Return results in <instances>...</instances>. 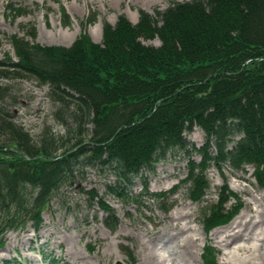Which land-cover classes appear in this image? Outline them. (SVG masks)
<instances>
[{"label": "trees", "instance_id": "1", "mask_svg": "<svg viewBox=\"0 0 264 264\" xmlns=\"http://www.w3.org/2000/svg\"><path fill=\"white\" fill-rule=\"evenodd\" d=\"M7 10L23 13L13 5ZM95 20L88 16L86 24ZM85 25L70 46L38 44L29 27L9 37L16 58L0 59V79L46 86L52 104L50 121L31 135L11 114L17 91L0 82V247L11 230L28 223L38 230L45 206L84 168L113 172L106 193L134 203L163 202L147 187L128 190L169 154L190 150L201 156L199 163L189 160L183 181L190 199L202 201L210 164L251 165L264 187V0H173L154 15L140 9L135 23L124 15L113 25L104 21L99 43ZM154 37L158 46L143 43ZM194 126L205 133L198 149L185 137ZM97 197L91 190L89 199ZM98 201L115 228L113 209ZM238 210L211 207L203 213L205 230ZM214 250L205 245V264H213Z\"/></svg>", "mask_w": 264, "mask_h": 264}, {"label": "rangeland", "instance_id": "2", "mask_svg": "<svg viewBox=\"0 0 264 264\" xmlns=\"http://www.w3.org/2000/svg\"><path fill=\"white\" fill-rule=\"evenodd\" d=\"M170 1L173 0H0V59L16 58L9 37L22 36L29 27H34V41L38 44L70 46L83 35L87 17L95 16V22L86 24L85 31L94 43H99L104 21L113 25L119 15H124L135 23L140 9L154 15L156 9L163 10ZM9 5L21 7L22 15L15 17L7 10ZM63 12L69 16L67 26L63 25ZM143 43L158 46L160 40L154 37ZM0 82L11 83V88L18 93L17 101L11 104L14 121L31 135L38 133L44 122L51 119L52 104L46 96L47 87L38 86L28 78L0 79ZM56 129L57 133L62 132ZM185 137L197 149L204 145L205 133L198 126ZM190 159L199 163L201 156L193 150L188 154H169L152 171H143L133 180L129 193L137 194L147 187L150 193L163 194V202H148L138 197L134 203L107 194V185L116 180L113 172L84 168L82 176L77 174L70 184L63 185L59 196L45 206L38 230L28 223L24 228L5 234L0 247V264L3 260L18 258L23 264H49L51 260L56 261L54 264H115L117 260L124 264H205L203 255L207 244L215 249L213 264H264V245L250 254L234 251L245 244L241 239L233 240L231 245L219 242L222 232L240 215H248V218L250 214L256 215L257 209L256 219L261 221L249 225L253 239L264 231V187L254 178V167L247 165L242 170H234L230 166L208 165L205 170L208 187L202 201L197 202L189 198L190 185L183 183L188 176ZM91 190L113 209L115 228L111 226L115 221L101 210L98 197L93 201L89 199ZM229 191L231 194L227 193ZM219 199L224 200L223 203ZM211 207L225 211L238 207L239 210L228 223L206 231L203 213ZM179 211L186 215L184 220L192 228L184 234L173 232L167 224L168 217L176 216ZM189 235L195 236L196 241L186 251L183 240ZM159 238L167 243L156 250L157 260L149 252Z\"/></svg>", "mask_w": 264, "mask_h": 264}, {"label": "bare ground", "instance_id": "3", "mask_svg": "<svg viewBox=\"0 0 264 264\" xmlns=\"http://www.w3.org/2000/svg\"><path fill=\"white\" fill-rule=\"evenodd\" d=\"M257 210H255V214L256 215H258V213H259V211H257ZM249 211L251 212L252 210H249ZM181 212L182 211H179V213H176L175 214L176 216H169L168 217L169 221H168L167 224L171 226L170 228H171V230H174L173 232L178 231L177 234H181V233L184 234V233H187L190 230H192V228L188 225V222L184 220V219H186V218H184V217H186V215L183 216L184 213L182 212V214H181ZM256 215L250 214L248 218L246 217L248 215H245V216H241L240 215L237 218L238 220H235L225 231L222 232V234L220 233L221 234V238H219V242H222L223 241L226 245H231V242L233 240H235V239H241L245 244L237 246L234 251L240 250V251H242L244 253L245 252H247V253L250 252V254L253 253V250L258 249V248H261L264 245V231L259 232V234H256L257 235L256 236L257 238L256 239H253L252 230H251V227H249V225H251V224H257V223H259L261 221L258 218L256 219ZM259 235H261L260 238H259ZM162 238L165 239L166 237L163 236ZM195 241H196L195 236L193 237V236H190V235L187 236L185 240H183V244L188 245V246L183 245V246L186 247L185 248L186 251H189V247L192 248V246L195 244ZM250 242L252 244H250ZM158 243L162 244V246L161 247L158 246ZM166 243H167V240H160V238H159L157 240V242L155 241L151 245L152 247L150 248L149 254L153 258H156L158 260V253L156 252V250H161ZM233 246H235V245H233Z\"/></svg>", "mask_w": 264, "mask_h": 264}, {"label": "water", "instance_id": "4", "mask_svg": "<svg viewBox=\"0 0 264 264\" xmlns=\"http://www.w3.org/2000/svg\"><path fill=\"white\" fill-rule=\"evenodd\" d=\"M115 264H124L122 261L117 260Z\"/></svg>", "mask_w": 264, "mask_h": 264}]
</instances>
